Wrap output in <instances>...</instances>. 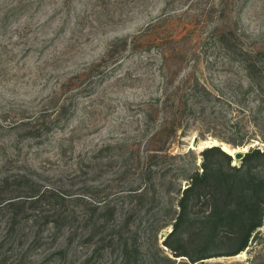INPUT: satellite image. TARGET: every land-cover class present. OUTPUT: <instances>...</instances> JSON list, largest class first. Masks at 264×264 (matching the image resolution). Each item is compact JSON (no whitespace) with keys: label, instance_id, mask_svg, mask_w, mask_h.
Masks as SVG:
<instances>
[{"label":"rangeland","instance_id":"1","mask_svg":"<svg viewBox=\"0 0 264 264\" xmlns=\"http://www.w3.org/2000/svg\"><path fill=\"white\" fill-rule=\"evenodd\" d=\"M261 96L264 0H0V264H264Z\"/></svg>","mask_w":264,"mask_h":264},{"label":"trees","instance_id":"2","mask_svg":"<svg viewBox=\"0 0 264 264\" xmlns=\"http://www.w3.org/2000/svg\"><path fill=\"white\" fill-rule=\"evenodd\" d=\"M255 101V106L254 108L250 107L249 110H244V113L241 111L243 109H239L238 113L242 114V118L243 119H249L251 121V123H253L254 127H256L257 129L263 130L264 131V98L261 96L258 100H254ZM253 101V102H254ZM251 141V140H248ZM260 143H264V140H261ZM213 152H218L220 153L226 160L227 164L230 166L231 162H232V157L230 155H228L225 152H221L219 150V148L217 146H212L208 149H206L205 151L202 152L203 156H206L209 153H213ZM263 160L264 161V150L254 146L252 148H249L248 152H246L244 154V157L240 160V165L239 167L236 166H230L231 170H234L236 172H240V170L245 167L246 165H250L253 162L256 161H260ZM204 172V170H203ZM206 180V170L204 173H199V172H194L191 176H190V180H189V185L184 189L183 193H182V197L179 200V208H180V216L179 218H181V216L183 215V213L186 210L187 207V203L188 200L191 196L192 193L197 192V190L200 188V186H202V184L204 183V181ZM261 210V205L258 204L257 206H255V212H258ZM260 221L256 222L257 224L254 227H258L260 225L259 223ZM176 225H173V228L176 229ZM248 236H246L247 238ZM246 238L244 239V242L242 244V246L239 248L238 252L243 251L244 248L246 247V243L247 240ZM10 237L7 238L6 241H4L2 244H6L9 245L6 249H3L2 246H0V257L4 258L2 255L4 252L6 251H11L12 250V243L9 241ZM8 242H10L8 244ZM62 253V252H61ZM236 253V254H237ZM89 260H86L83 262V264H88Z\"/></svg>","mask_w":264,"mask_h":264},{"label":"water","instance_id":"3","mask_svg":"<svg viewBox=\"0 0 264 264\" xmlns=\"http://www.w3.org/2000/svg\"><path fill=\"white\" fill-rule=\"evenodd\" d=\"M197 145V140L194 139L193 140V146ZM247 152L246 148H243L241 151L239 152H234L232 154H228L230 155L233 159H234V163L237 164L240 162V160L244 157V154Z\"/></svg>","mask_w":264,"mask_h":264},{"label":"bare ground","instance_id":"4","mask_svg":"<svg viewBox=\"0 0 264 264\" xmlns=\"http://www.w3.org/2000/svg\"><path fill=\"white\" fill-rule=\"evenodd\" d=\"M225 152H226V151H225ZM227 154H231V153L227 152Z\"/></svg>","mask_w":264,"mask_h":264}]
</instances>
